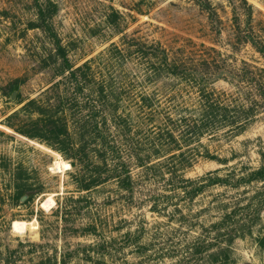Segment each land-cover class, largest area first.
Wrapping results in <instances>:
<instances>
[{
	"label": "rangeland",
	"instance_id": "obj_1",
	"mask_svg": "<svg viewBox=\"0 0 264 264\" xmlns=\"http://www.w3.org/2000/svg\"><path fill=\"white\" fill-rule=\"evenodd\" d=\"M39 7L50 10L48 30ZM250 31L264 42V0H0V264H34L43 254L53 264H175L195 237L211 240L217 230L209 226L227 212L225 225L247 222L229 244L228 264H264V179L246 177L264 153V102L254 104L257 84L242 71L264 68V53L244 38ZM162 48L176 72L193 68L194 77L153 72ZM201 87L252 107L251 117L236 132L179 140L173 152L184 158L171 160L172 149L148 137L170 124L167 114L195 106ZM39 108L66 124L51 128L67 152L83 145L87 170L23 133L42 124ZM77 120L92 124V134L79 135ZM104 131L115 154L107 162L127 163L131 189L120 186L124 172L101 168L99 180L107 178L82 187L100 164ZM60 160L70 167L53 169ZM14 220L28 222L23 232Z\"/></svg>",
	"mask_w": 264,
	"mask_h": 264
},
{
	"label": "trees",
	"instance_id": "obj_2",
	"mask_svg": "<svg viewBox=\"0 0 264 264\" xmlns=\"http://www.w3.org/2000/svg\"><path fill=\"white\" fill-rule=\"evenodd\" d=\"M49 0H47L48 2ZM48 15H50V10L46 7H39L37 10V19L41 21V27L43 30H48ZM29 25L31 28L36 27L35 21L29 22ZM51 37H53L51 35ZM250 37L252 39V42L254 43L255 47L258 49L259 52L264 53V42L258 40L256 38L257 36L253 33H250L245 35L244 38ZM57 43V41H56ZM144 51L142 50V53ZM65 53V49L61 45H57V48L55 49L56 57H63ZM157 53V52H156ZM156 55V54H155ZM158 61L154 64V66H151L153 69L152 71L155 73H158L160 71H167V73H174L175 75L182 74L185 78H193L194 69L184 67L181 72H176V68L178 67L174 62H168V59L166 58V52L162 48L159 51V54H157ZM167 59V60H166ZM165 62V63H163ZM245 75L250 74L251 77L249 78L250 81L253 82V85H256L252 92H257V94L252 96V99H254V104L257 105L258 101L261 99V102H264V68H255V71L253 70H242ZM154 73V74H155ZM197 83V82H196ZM106 94H101L103 102L107 103L106 101ZM223 93H217L213 89H206V88H199L198 90V96H197V102L195 103V106L193 107H186L182 106L178 108L182 111V114H179L176 119L169 116L167 114V119L169 120L170 124H167V126L159 133L156 134V136H149L148 141L151 145H157L160 142L161 144L168 145L171 150V154L168 156L171 160H176V158H184V152H179V154H176L175 150L181 149V144L179 143V140H183L186 145H188L192 140L193 137H199L203 134L207 133H216L218 132V129L221 127H227L231 129H235L234 131H238L241 128H243L246 123L248 122V118L251 116V112L253 111L252 107H245L243 105L238 104H231L230 102H226L223 98ZM251 96V94H250ZM260 98V99H257ZM257 99V100H256ZM236 101V100H235ZM35 101L33 99L28 100L24 105L23 108H28L30 105H32ZM144 106H146L145 102L143 103ZM148 105L150 103L148 102ZM40 114L42 115L41 125H37V122L34 124V126L25 132L23 130L24 134L28 137H39L42 138L44 141H47L46 143L50 146L57 145L55 147L56 150L61 152L63 155H65L67 158L71 159L70 163L73 166H76V163L80 166L78 168L79 170H87V165L91 164L90 161H88L87 156L85 152H83L84 147L81 144L80 149H76V151L73 152H67L68 148L66 144H64L63 139L58 138L57 139V133L59 132L57 128H51L53 124L56 126L60 125L63 128V131H65L66 124L60 122L58 119L53 118V115H48L45 111L50 108H39ZM177 109V106H175V110ZM251 110V111H250ZM188 111V112H187ZM50 125V126H49ZM88 126H93L92 124L88 123L87 121H76V127L79 130V135H87L92 134L91 129ZM175 132H178V136L175 135ZM57 139V140H54ZM99 141H102L103 147L100 149H96L95 157L99 158L100 164L99 165H93L92 173L90 172L89 180L83 183L84 188L90 187L92 184H97L100 180H105L107 176L113 175V177H120L119 173L124 172V176L122 178H119L120 186L126 189L132 188L131 178H130V170L127 169V163L126 162H115L114 167L110 168V165L107 162L108 157H114L115 154H112L114 147L112 146V150L109 148L110 143L108 142V134L104 131L103 137L100 138ZM133 145H143L141 142H134ZM73 146V145H72ZM133 149H136L133 147ZM153 153H157V148H152ZM169 149V148H168ZM82 150V152H80ZM82 153V154H81ZM135 157L139 161L143 160V158H140L135 154ZM183 160L180 159V161L175 162L172 166V170L177 167L178 163L182 164ZM100 168L103 171H110V174H107V176H104L100 178L99 180V174H100ZM96 172H98L97 175H94ZM84 173L81 174V179L83 177ZM211 174H208L207 177L209 178ZM248 178H253L255 180H263L264 179V153L262 154V164L258 168H254L251 170L247 176ZM201 187H203V184H199L197 190H199ZM19 188V185H16V189ZM196 189V188H195ZM192 192H194V189H192ZM15 193V190L13 191ZM254 201V200H253ZM247 207V206H246ZM232 213V212H231ZM248 221L253 220V216L248 215ZM231 217L230 212L225 213L220 221L212 223L209 228L210 229H216L217 231L212 236L211 240H204V238L195 237L193 241L186 244V246L183 248V250L186 252L185 255H181L180 251L177 249H172L171 252L177 255H181L177 262L175 264H204V262H209L211 264L219 263V264H228L229 262V252L230 247L229 244L233 241V239L236 236H241V232L245 228L246 220H242L241 222H237V224H231L225 225V222L228 221V219ZM228 224V223H227ZM225 225V226H224ZM221 227L220 229H218ZM224 227V228H223ZM215 247V248H214ZM92 249V246H88V248L84 247L83 252L88 253V251ZM102 249H106V244L102 245ZM79 252L78 249H75L73 253ZM71 254V253H70ZM87 254H85L86 256ZM90 257V256H89ZM56 257L43 254L40 261L35 262L34 264H53V260L55 261ZM52 260V261H51ZM61 264H65V260H61Z\"/></svg>",
	"mask_w": 264,
	"mask_h": 264
},
{
	"label": "bare ground",
	"instance_id": "obj_3",
	"mask_svg": "<svg viewBox=\"0 0 264 264\" xmlns=\"http://www.w3.org/2000/svg\"><path fill=\"white\" fill-rule=\"evenodd\" d=\"M52 167L53 169H56L57 171H62L64 169H67L68 167H70V164H68L67 162L65 161H58V162H54L52 164ZM54 171V170H53ZM47 201H50V202H53L52 198L50 197L49 199L47 198L46 199V202ZM46 202H44L42 205H47L49 203L46 204ZM28 222L24 221V220H14L13 223H12V227L14 230L18 231V232H23L25 230V228L27 227V224ZM30 227L31 228H34L35 225L33 223H30ZM30 228V229H31Z\"/></svg>",
	"mask_w": 264,
	"mask_h": 264
}]
</instances>
